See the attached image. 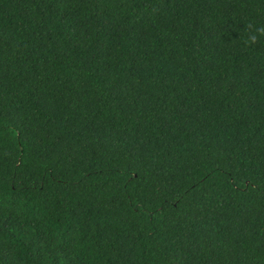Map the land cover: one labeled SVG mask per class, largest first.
<instances>
[{
    "label": "trees",
    "instance_id": "16d2710c",
    "mask_svg": "<svg viewBox=\"0 0 264 264\" xmlns=\"http://www.w3.org/2000/svg\"><path fill=\"white\" fill-rule=\"evenodd\" d=\"M0 264H264V0H0Z\"/></svg>",
    "mask_w": 264,
    "mask_h": 264
}]
</instances>
